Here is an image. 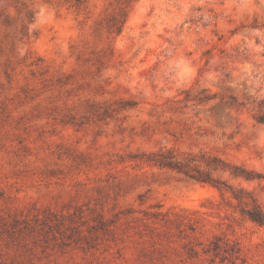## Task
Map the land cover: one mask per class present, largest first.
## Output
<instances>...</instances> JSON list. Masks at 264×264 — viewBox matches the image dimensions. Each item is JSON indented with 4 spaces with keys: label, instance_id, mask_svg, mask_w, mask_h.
I'll list each match as a JSON object with an SVG mask.
<instances>
[{
    "label": "rangeland",
    "instance_id": "obj_1",
    "mask_svg": "<svg viewBox=\"0 0 264 264\" xmlns=\"http://www.w3.org/2000/svg\"><path fill=\"white\" fill-rule=\"evenodd\" d=\"M43 2L0 0V264H264V100L245 82L186 95L190 135H163L127 95L125 73L207 29L191 0H49L47 22ZM206 35L211 58L225 37Z\"/></svg>",
    "mask_w": 264,
    "mask_h": 264
},
{
    "label": "clouds",
    "instance_id": "obj_2",
    "mask_svg": "<svg viewBox=\"0 0 264 264\" xmlns=\"http://www.w3.org/2000/svg\"><path fill=\"white\" fill-rule=\"evenodd\" d=\"M167 6L172 8L171 4ZM177 7L185 11L191 8V15L199 23L206 24L207 29L200 31L198 35L188 37L181 32L171 46L165 44L159 50L164 53L163 55L158 52L153 64L141 70L142 78L133 80L127 73L124 74V78L134 85L128 90V97L155 113L161 122L162 133L163 129H167L168 132L179 134L184 131L190 135L187 129L191 121H188L186 125V117L181 115L183 111H186L184 108L186 102L183 100L186 95L193 97L201 90H206L204 94L210 96L220 92L222 87L240 90L241 82H245L251 86L248 93L253 100L257 103L264 100V0H191L190 3H177ZM197 8L205 11H196ZM208 8L218 9L219 15L205 14ZM37 9V17H45V22L55 18L57 13L56 5L49 0L37 4ZM172 10L175 12V8ZM180 23L183 21L178 20L177 25ZM230 28L238 30L237 37L230 38L226 34L227 29ZM213 29L225 39L216 45L214 55L206 58L201 53L215 43L214 40L210 41L206 31ZM177 31L181 30L177 28ZM168 35L171 36L172 33ZM135 51L136 48L129 51L130 59L125 65L126 68L137 62L136 57L132 56ZM122 92L123 89L117 87L110 95V99L120 98L119 94ZM217 102V100H210L197 107L207 109ZM188 111L191 114L190 110ZM193 119L198 124L203 123V113ZM164 121L168 123L164 124ZM236 123L238 121L233 120L232 125L224 131H233ZM166 134L163 133V135ZM163 135L154 137L157 147H164L168 143ZM252 143L264 147V137L260 140L254 139ZM247 191L251 192L253 189L249 188ZM255 192L260 193L257 204L264 201V192H261L259 188H256ZM228 199L230 200V197ZM230 207L235 208L236 203L232 202ZM240 207L251 209L254 206L251 201H243ZM260 210L264 211V208Z\"/></svg>",
    "mask_w": 264,
    "mask_h": 264
}]
</instances>
